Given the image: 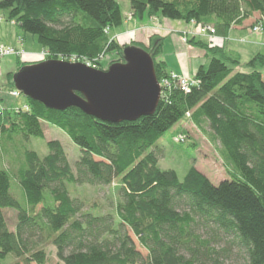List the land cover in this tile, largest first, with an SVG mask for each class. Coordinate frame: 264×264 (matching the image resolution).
Returning <instances> with one entry per match:
<instances>
[{"label":"trees","instance_id":"trees-1","mask_svg":"<svg viewBox=\"0 0 264 264\" xmlns=\"http://www.w3.org/2000/svg\"><path fill=\"white\" fill-rule=\"evenodd\" d=\"M134 17L158 16L209 25L227 37L234 26L258 14L252 23L264 27V0H126ZM0 11L22 30L36 36L44 60L92 61L122 50L113 28L123 22L118 0H0ZM107 29V31H106ZM205 50L207 62L193 75L189 92L172 86L154 112L132 121L110 123L78 108L48 109L24 97L23 105H1L0 137L43 136L42 123L65 132L80 148L72 168L57 140L48 153H25L26 166L17 180L24 203L11 192L8 171L0 167V256L11 264H220L213 247L222 233L230 247L244 253L245 264H264V55L243 64L222 46L191 36ZM163 39L133 42L153 60L157 80L168 76L158 58ZM107 66V67H108ZM243 67L245 70H239ZM9 72L8 90L15 89ZM208 125L226 171L218 184L191 167L180 180L173 169L157 165L156 141L186 119ZM186 137V136H185ZM170 141L175 142L173 138ZM195 149V143H190ZM114 186L115 215L92 214L71 197L68 185ZM16 211L8 227L4 210ZM131 233L146 251L135 247ZM55 248L49 262L44 245Z\"/></svg>","mask_w":264,"mask_h":264},{"label":"rangeland","instance_id":"rangeland-1","mask_svg":"<svg viewBox=\"0 0 264 264\" xmlns=\"http://www.w3.org/2000/svg\"><path fill=\"white\" fill-rule=\"evenodd\" d=\"M118 1L121 4L123 22L120 26L113 28L111 31L112 35L117 36L122 32H125L127 29H131L134 22L137 23L138 28L149 22L152 25V29H143L142 31H145L149 37L155 35L156 37L163 39L161 51L158 55L159 59L163 56L167 60L174 62V53L183 52L186 54L185 44L194 49L193 54H195V56H201L205 53L203 48L193 45L188 41L192 34H187L188 37L183 36L181 38L182 42L179 41V34H177L176 30L174 31V29L184 27L187 25L186 22L158 16L140 19L133 16L126 0ZM5 14V12L0 11V15L3 17V19H0V28L3 31V37L1 36L0 43H5L8 41L13 43L15 41L16 34H18L24 39V41H22L21 44H15L12 47L16 48L18 51L24 50V52L35 50L40 54V59H43L44 57L41 55L42 48L37 42L36 36L22 30L21 27L14 21L7 20ZM257 19L258 14L255 13L252 15V17L246 20L247 22L245 27H250L248 34H255L252 31L251 26L252 23H254ZM191 24L195 25L194 23ZM195 26H191V28L196 29V39H201L205 42L211 41L217 43L215 38H212L209 41L207 38L209 36L206 35L208 33H205V35H199V26ZM124 35L125 36L123 38L117 39L120 45H131L133 42H136L134 30H128ZM149 37L147 41L145 40V45L148 44ZM255 37L260 39L261 42V45L258 47V52L264 55V35L255 34ZM245 40L243 41L246 42ZM247 43L238 45L235 44L237 49L235 54L241 52L240 61L242 64L247 60L244 59V57L248 56L250 54L249 52H253L251 51L252 47ZM245 49L249 50L248 53ZM193 51L187 52L192 54ZM42 54H44V52H42ZM117 59V55L108 53L103 58L99 59V67L106 69L109 62L116 61ZM28 60L30 59H27L23 55L16 56L14 54L5 56L2 59L0 64V98L2 99V106H8L9 104L23 105L25 103L23 94L16 98L8 94L7 74L9 72H15L17 67L20 66V63L28 62ZM239 70L245 69L240 67ZM169 89L170 88L167 87L165 92H168ZM190 118L191 117L189 114L188 117L186 116V119L174 124L156 141V144L161 151L157 165L161 169L170 168L175 170L180 180L183 179L184 175L191 167H195L197 170L205 174L209 180L216 185L224 177H227L226 171L219 158L218 144L213 140L212 134L207 124L201 123V125H197L195 124L194 120ZM42 127L44 134L40 137H0V167H3L8 171L11 181V192L21 204L24 203V199L17 177L19 170L26 166L25 153L27 151H35L39 156L42 157L48 153L47 142L50 140H57L62 145L66 153L68 163L72 168H74V164L80 155V148L75 145L68 135L61 129L44 122L42 123ZM178 134L182 135V141L185 142L174 143L170 141V138L174 139ZM193 142L195 143V149L189 146V144ZM116 184V181L108 186L69 184L68 190L71 197L77 198L78 200H82L84 202L83 210H89L92 214L111 213L112 215H115V206L116 201L118 200L117 192L114 189ZM4 215L8 227L13 230L16 223V211L14 209L8 208L4 210ZM129 235L132 237L136 249L140 251L143 256H145L146 251L138 244L135 237L131 233H129ZM214 237L215 238L212 245L219 252L216 256L219 258L220 264H245L244 253L234 247H230L228 244L229 240L224 234L217 233V235H214ZM44 248L47 252L49 262H57L58 259L55 255V248L48 244L44 245ZM14 260L15 258L12 254H7L3 257L0 256V264H11L14 262Z\"/></svg>","mask_w":264,"mask_h":264},{"label":"water","instance_id":"water-1","mask_svg":"<svg viewBox=\"0 0 264 264\" xmlns=\"http://www.w3.org/2000/svg\"><path fill=\"white\" fill-rule=\"evenodd\" d=\"M123 62L106 69L82 61L44 60L21 67L12 81L24 97L48 109H80L101 121L116 123L150 115L161 88L153 60L144 49L126 45Z\"/></svg>","mask_w":264,"mask_h":264},{"label":"crops","instance_id":"crops-1","mask_svg":"<svg viewBox=\"0 0 264 264\" xmlns=\"http://www.w3.org/2000/svg\"><path fill=\"white\" fill-rule=\"evenodd\" d=\"M0 19H3V17L1 15H0ZM128 22H131V21H128ZM246 22L247 21H244L241 26L232 27L231 30L229 31L227 37H221V36H209V37H207L209 39V41L212 38H215V40L217 41V43H214V42H211V41L207 42V43L209 45L222 46V47H224V49L226 51H228L230 53H235V51L237 50L235 44L238 45V44H243V43H247L248 42L247 44L252 47L251 51H253V52H249L250 54L248 56H245L244 59L249 60L252 56H254L256 54V51H257V53H259L258 52L259 51L258 47L261 45V42H260V39H257L255 37V34H252V33L248 34V30L250 31V27L249 28L245 27L246 26ZM191 26L194 27L195 25L191 24V22H190V23H187V25H185L184 27H179L178 29H174V31L176 30L177 34H179V41H181V38L183 36L188 37L187 34H192V36H195L196 29L191 28ZM143 29H148V30L152 29V25L148 22V23H145V25L140 26V28H138L137 23L134 22L132 24V28L131 29H127L125 32H122L121 34H119L117 36H114V37L116 39L123 38L125 36L124 34L128 30H130V31L134 30V36L136 38L135 39L136 42L146 43L145 40L147 41L149 35L146 34L145 31H142ZM2 33H3V31L0 28V39H1V36L3 37ZM18 38H21L22 41H24V39L22 37H20L18 34H16L15 41L13 43L8 41V42H5V43L1 42L0 44H4V45H8V46H13L15 44H19L18 40H17ZM230 40H231V42H230ZM243 40H245L246 42H244ZM185 45H186V51H185L186 54L183 53V52L174 53V56H175V61L174 62H171V61L167 60L163 56L160 58V60H163L166 63V67H167V70L169 72H174L176 74L193 76L195 74V72L197 71L198 67L201 66V65H204L207 62V56H206L205 53L202 54L201 56H199V55L195 56V54H193L194 53V51H193L194 49L192 47H189L187 44H185ZM21 47H23V46H21ZM187 51H193V52H192V54H190ZM246 51L248 53L249 50H246ZM42 52H43V50L41 51V55L43 56ZM237 54L240 56L241 52H238ZM21 55H23L27 59H30V60H28L27 63L42 60V59H40V54L37 51H35V50L24 52ZM240 59H241V56H240ZM173 134H175V133H173Z\"/></svg>","mask_w":264,"mask_h":264},{"label":"built area","instance_id":"built-area-1","mask_svg":"<svg viewBox=\"0 0 264 264\" xmlns=\"http://www.w3.org/2000/svg\"><path fill=\"white\" fill-rule=\"evenodd\" d=\"M192 23V22H191ZM252 31L255 34H263L264 35V27L260 24H254L251 26ZM200 32L199 35H205V33H208L206 35L208 36H215L214 29L209 25H203L199 26ZM107 31V29H106ZM18 43H22V39L18 38ZM24 51H18L16 48L4 44H0V63L2 62V59L5 56L9 55H16L19 56L23 54ZM92 67L97 68L95 62L92 61H82ZM160 88H161V94L166 91V88H171L172 86H177L182 90L183 92H189L191 87L195 84H197V79H195L193 76L188 75H182V74H176L174 72H169L168 76L158 80ZM8 94L13 97H19L21 95V92H19L17 89L8 90ZM23 108L26 109V105H23ZM2 110V107H0V112ZM186 116L188 117L189 114L187 113ZM183 139L181 134H178L173 140L175 142H180Z\"/></svg>","mask_w":264,"mask_h":264}]
</instances>
